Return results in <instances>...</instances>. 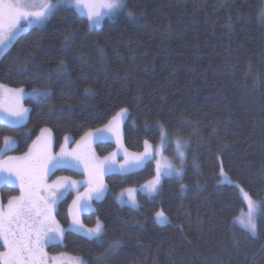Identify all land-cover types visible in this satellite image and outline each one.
<instances>
[{
  "label": "trees",
  "instance_id": "obj_1",
  "mask_svg": "<svg viewBox=\"0 0 264 264\" xmlns=\"http://www.w3.org/2000/svg\"><path fill=\"white\" fill-rule=\"evenodd\" d=\"M262 6L264 0H127L125 9L92 29L86 16L61 7L2 54L0 83L27 90L47 85L52 92L42 103L25 100V124L0 123V147L5 136L13 137L14 155L24 153L41 128H50L58 145L66 134L78 137L102 126L121 108L130 113L123 122L129 152L141 151L145 141L157 144L162 129L190 140L182 175L163 178L153 197L138 193L137 208L120 205L115 194L154 177L153 163L106 175L107 193L81 215L87 226L103 222L102 245L65 230L62 243L48 246L50 253L91 264H264ZM128 11L137 13L135 21ZM68 35L74 42L65 49ZM29 57L38 82L16 72ZM60 60L67 75L55 74ZM86 87L94 94L85 95ZM50 105L63 110L49 115ZM94 147L105 156L115 144L98 141ZM221 167L237 185L222 182ZM59 175L81 174L57 168L53 176ZM241 190L254 202L253 218L260 217L256 236L237 222L249 212ZM0 194L7 201L17 190L4 184ZM72 195L55 213L62 227ZM157 211L167 216L166 225L157 224ZM115 241L121 246L105 255Z\"/></svg>",
  "mask_w": 264,
  "mask_h": 264
},
{
  "label": "snow or ice",
  "instance_id": "obj_2",
  "mask_svg": "<svg viewBox=\"0 0 264 264\" xmlns=\"http://www.w3.org/2000/svg\"><path fill=\"white\" fill-rule=\"evenodd\" d=\"M61 6H68L63 9L64 11L75 8L78 12H82L86 9L88 27L92 29L99 26L104 17L116 15L125 9L127 0H0V55L6 54V51L14 46L18 34L27 30L25 24L21 23L22 20L28 26L44 25ZM126 14L133 21L137 19V13L133 11H128ZM259 16L264 20V6L260 8ZM73 42L71 35L65 36V49L70 48ZM29 64H34L32 57L26 58L22 64L18 65L16 72L19 75H30L34 82H38L41 77L37 71L28 70ZM36 68L38 69L39 65ZM67 69V63L60 60L56 66L55 74L57 76L67 75ZM51 75L52 73H49V76ZM84 93L85 95L94 94L91 87H86ZM51 95V88L47 85L32 88L30 91L25 88L9 89L0 85V112L3 113L0 118L9 124L23 125L30 118V108L24 107L21 103L24 97L42 103L49 100ZM62 110V107L56 105L48 107L49 115ZM129 114V109L121 108L116 116L102 128L86 132L78 145L90 143L91 140L108 138L109 133L115 135L119 123ZM40 131L41 136L37 137L33 146L24 156H9L7 160H0V183L14 184L18 182L20 187L19 196L10 197L6 206L0 203V241L7 249L6 252H0V264H44L47 257L43 251V245L53 239H62L65 229L56 223L52 212L57 203L70 191L77 190L82 182L70 180L68 177H60L52 184H48L44 178L51 169L65 165L79 167L80 164H83V170L87 176V180L83 183L88 184L86 191L73 200L76 213L73 215L69 230L83 232L88 239L95 241L98 245L104 243L105 226L103 222L97 219L95 227L84 229L79 221V213L88 210L94 211L91 208L92 201L101 200L107 193V185L103 182L102 177L115 170V157L118 155L119 149L102 160H97L94 156L85 157L76 150L64 151L63 145L60 153L49 154L48 149L53 139L52 130L42 128ZM65 139L69 138L66 136ZM14 143L16 141L12 137H4L5 146ZM37 144L42 146L39 151L36 150ZM181 147L182 145L177 141L178 151ZM3 151L4 149L0 148V152ZM123 154L125 161L119 166L121 174L142 167L144 161L151 158L147 141H145L143 153H128L127 149H124ZM179 156L183 159L185 153L179 151ZM182 172V168H173L170 164L161 168L158 164L157 175L143 185L140 190L149 195L154 194L158 191L162 176L180 177ZM220 175L227 179V174L222 167ZM183 187L184 185H181V188ZM136 191L137 189L134 188L125 189L116 199L121 204L136 207L137 201L134 196ZM125 193L127 200L124 199ZM244 196L248 201L249 212L247 218H237V222L252 236H256L260 230V217L253 218L251 209L254 202L247 192L244 193ZM155 216L159 223L167 222L168 218L163 211H157ZM120 246L121 241H115L105 255H110ZM76 264H91V262L78 259Z\"/></svg>",
  "mask_w": 264,
  "mask_h": 264
},
{
  "label": "rangeland",
  "instance_id": "obj_3",
  "mask_svg": "<svg viewBox=\"0 0 264 264\" xmlns=\"http://www.w3.org/2000/svg\"><path fill=\"white\" fill-rule=\"evenodd\" d=\"M61 7H68V6H61ZM75 9V8H74ZM76 10V9H75ZM77 11V10H76ZM80 14L84 15L87 17L86 15V9L82 10V12H79ZM119 13V12H118ZM117 13V14H118ZM116 14V15H117ZM116 15H113V16H106L102 19L101 23L99 26H96V27H100L103 20L106 19V18H114ZM21 23L25 24V27L27 28V30H29L30 28L32 27H40V26H37V25H31V26H28L26 24V22H24L23 20L21 21ZM42 26V25H41ZM95 28V27H93ZM26 30V31H27ZM25 32V31H24ZM23 33V32H21ZM19 33L18 36L21 34ZM17 36V37H18ZM2 55H0L1 57ZM0 85H4L2 83H0ZM6 86V88H9V89H17V88H23V87H10V86H7V85H4ZM27 90V89H26ZM30 91V90H29ZM6 96V94H5ZM29 97H24V99L21 101V103L24 105V107H27L29 108L26 104H25V100L28 99ZM120 111V110H119ZM117 111L109 120H111L114 116H116V114L119 112ZM3 116V113L0 112V117ZM127 117V116H126ZM123 118V120L119 123L118 127H117V130H116V134L113 135L111 133L108 134V138H105V139H96V140H91L90 143H85V144H82V145H78V142L81 140V137L84 136V134L86 133H83L82 135L78 136V137H75L71 134H66L65 136H63L60 144L56 145L55 144V141H54V134L52 132V135H53V139H52V143H51V146L50 148L48 149V152L49 154H58L61 152L62 148L61 146L63 145V150L64 151H67V152H72L73 150H76L78 153L82 154L83 156L85 157H95L97 160H102L103 158L105 157H108L109 154L105 155V156H100L96 153V150H95V147H94V144L98 141H112L114 144H115V148L114 150L111 152V153H114V152H117V150L119 149V153L118 155L115 157V170L112 171V172H109V173H106L102 179H103V182L105 183V177L106 175L110 174V173H119L121 174V172L119 171V166L121 164L124 163L125 161V156L123 154V151L125 148L124 146V141H123V122L124 120L126 119ZM108 120V121H109ZM27 121V120H26ZM26 121L24 122V124L26 123ZM108 121L105 123L107 124ZM0 123H5V124H8V125H12V126H20V125H13V124H9L7 123L4 119L0 118ZM105 124H103L102 126L98 127V128H102ZM44 128H47V127H44ZM96 128V129H98ZM42 129V128H41ZM40 129V130H41ZM50 129V128H49ZM38 131L36 137L33 139V141L30 143L28 149L20 154V155H14L11 153V151H13L16 147V143L10 145V146H5L4 144V141H3V145L0 147V148H3L4 151L3 152H0V160H7V157L11 156V157H22L24 156L25 153H27L30 149V147L33 146V142L37 140V137L41 136V131ZM94 130V129H92ZM90 131V130H89ZM87 131V132H89ZM161 139L160 141L157 143V144H150L148 145L149 148H150V151H151V158L150 159H147L144 161L142 167L140 168H137L133 171H137L141 168H143L148 162H152L153 163V166H154V177L157 175V165L159 164L161 168H163L165 165H168L170 164L173 168H182L183 171L186 167V163H187V157H188V148H189V145H190V140L189 138L187 137H184V136H181V135H177V134H169L166 130L162 129L161 131ZM68 137L69 139L66 140L65 137ZM13 138V137H12ZM13 140H15L13 138ZM16 141V140H15ZM177 141L180 142V144L182 145V147L179 149V151H183L185 153V156L183 159L180 158L179 156V151L177 149ZM42 146L40 144H37L36 146V150L39 151L40 148ZM145 151V146L144 148L141 150V151H138V152H129L128 153H135V154H139V153H143ZM57 168H66V169H69V170H73L81 175L79 176H72V175H59V176H53V173L54 171L57 169ZM57 168H54V169H51L48 173V175L44 178L45 179V182L48 183V184H52L53 181H56L58 178L60 177H68L70 178V180H73V181H80L82 182L77 190H74V191H70L69 193H67L64 197H66L67 195L69 194H73L72 195V200H71V203H70V206H72L70 208L69 206V222H68V225L66 227H62L60 225V223L57 222L56 218H55V213H56V210H57V207H58V204L59 202L64 198H62L56 205V208L55 210L52 212V216L55 218V221L56 223L64 228L65 230H69V225L72 224V220H73V215L76 213V207L73 206V200H75L77 198V196L81 193H84L86 191V189L88 188V184L87 183H83L84 181L87 180V176L86 174L84 173V165L83 164H80L79 167H75V166H69V165H65V166H62V167H57ZM133 171H130V172H133ZM130 172H127V173H130ZM183 173V172H182ZM126 174V173H125ZM154 177H152L150 180H148L147 182L151 181ZM165 177H177L175 175H164L161 177V180H160V184L163 180V178ZM147 182H145L144 184L138 186V187H131V188H134V189H137V191L134 193V196H135V199L137 201V206L136 207H133L129 204H121L117 199L116 197L120 195V193L123 191H119L115 194V199L116 201L122 205V206H128V207H131V208H137L139 206V201H138V197H137V194L138 193H143V194H146L148 195L149 197H153L157 194V192H155L154 194H147L145 191H141V187L143 185H145ZM222 182H229L230 184H234V185H237L236 182L232 181V180H226L225 178L222 180ZM4 184H8L10 186H12L11 183H8V182H2L0 183V188L2 185ZM106 184V183H105ZM160 184L158 186V190H159V187H160ZM128 189V188H127ZM125 190V189H124ZM241 194H242V197L245 201L246 204H248V201L247 199L245 198L244 196V192L241 191ZM20 195V192L11 196V197H14V196H19ZM125 200H127V194L125 193V197H124ZM8 201H2V198H1V194H0V203H2L4 206H6L8 204ZM94 201H97V200H93L92 201V204H91V208L94 209ZM90 211H93V210H88V211H81L79 213V221L80 223L83 225V228L84 229H88V228H93L95 227L94 226H87L85 224L82 223L81 221V215L85 212H90ZM156 214V213H155ZM155 217V220L157 222L158 225H166L168 223V219H167V222L165 223H159L157 221V218L156 216L154 215ZM71 231V230H70ZM75 232V231H73ZM76 233H79L81 235H84L83 232H76ZM64 236V234H63ZM85 236V235H84ZM87 237V236H86ZM62 240H63V237L62 239L60 238H57V239H53L51 241H49L48 243L44 244L43 245V251L44 253L46 254V260L44 261V264H76L77 260L78 259H83V260H86L85 258L81 257V256H77V255H72V254H69V253H66V252H59L57 254H53V253H50L47 248L50 244H58V243H62ZM7 249L3 246V242L0 241V252H6Z\"/></svg>",
  "mask_w": 264,
  "mask_h": 264
},
{
  "label": "flooded vegetation",
  "instance_id": "obj_4",
  "mask_svg": "<svg viewBox=\"0 0 264 264\" xmlns=\"http://www.w3.org/2000/svg\"><path fill=\"white\" fill-rule=\"evenodd\" d=\"M12 184V186L11 187H13L14 189H16L17 190V193H19L20 192V187H19V183L17 182V183H11Z\"/></svg>",
  "mask_w": 264,
  "mask_h": 264
}]
</instances>
